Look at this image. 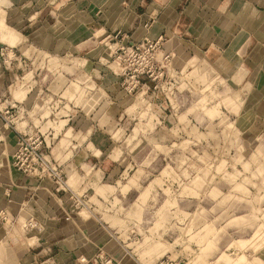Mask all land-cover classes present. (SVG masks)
<instances>
[{
	"label": "rangeland",
	"instance_id": "rangeland-1",
	"mask_svg": "<svg viewBox=\"0 0 264 264\" xmlns=\"http://www.w3.org/2000/svg\"><path fill=\"white\" fill-rule=\"evenodd\" d=\"M165 43L116 32L41 59L25 81L36 82L34 109L53 120V153L41 132H21L47 156L28 177L51 186L63 214L51 227L72 236L80 212L94 215L141 262L264 264V93ZM94 169L103 186L82 185Z\"/></svg>",
	"mask_w": 264,
	"mask_h": 264
},
{
	"label": "crops",
	"instance_id": "crops-1",
	"mask_svg": "<svg viewBox=\"0 0 264 264\" xmlns=\"http://www.w3.org/2000/svg\"><path fill=\"white\" fill-rule=\"evenodd\" d=\"M116 32L134 41L164 37L188 58L217 64L238 84L264 93V0H0V48L7 53L0 58V264H90L79 257L99 252H113L117 264H155L135 259L128 244L114 238L111 244L94 215L80 212L72 236L51 227L63 217L51 186L13 165L19 132H41L45 152L53 153V120L34 109L30 92L36 82L26 77L36 74L41 59L80 54L97 35ZM97 170L82 177V185L102 187ZM32 218L44 225L38 232L23 228ZM5 250L13 258L6 259Z\"/></svg>",
	"mask_w": 264,
	"mask_h": 264
},
{
	"label": "built area",
	"instance_id": "built-area-1",
	"mask_svg": "<svg viewBox=\"0 0 264 264\" xmlns=\"http://www.w3.org/2000/svg\"><path fill=\"white\" fill-rule=\"evenodd\" d=\"M6 54L5 48H0V58L5 59ZM38 139L39 137L36 135L18 133L17 149L14 154L13 165L18 171L29 177H32L40 168H43V165L47 161L45 152L41 150L40 144L36 143ZM30 226L33 227V224ZM88 262L92 264H109L111 260H107L101 254H97L90 260H87Z\"/></svg>",
	"mask_w": 264,
	"mask_h": 264
}]
</instances>
